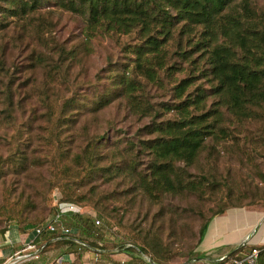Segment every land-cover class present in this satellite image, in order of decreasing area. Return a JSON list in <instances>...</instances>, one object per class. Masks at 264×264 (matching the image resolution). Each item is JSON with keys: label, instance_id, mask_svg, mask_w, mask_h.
Wrapping results in <instances>:
<instances>
[{"label": "rangeland", "instance_id": "rangeland-1", "mask_svg": "<svg viewBox=\"0 0 264 264\" xmlns=\"http://www.w3.org/2000/svg\"><path fill=\"white\" fill-rule=\"evenodd\" d=\"M257 7L264 11V0H257ZM46 9L42 11H47L55 24L51 34L46 33L43 37L33 26L22 28L17 24L0 33V60L11 73L9 80L0 75V159L23 151L28 163L18 174L11 167L4 168L5 173L0 177V205L4 204L8 212L21 210L19 218L27 221L28 226L9 229L27 236L33 226L50 219L52 195L60 193L62 196V186L68 185L73 194L85 197L78 215L97 216L100 225L105 223L107 226L103 228L105 247L99 250L73 247L67 250L72 256L65 257L72 261L59 263L64 246H51L37 259L13 264H144L140 255L131 256L116 247L118 244L113 245L114 241H131L134 237L137 241L158 244L167 264H206L197 252L198 231L218 205H225L224 213L212 220L206 236L221 234L227 227L235 231V226L248 225L246 223L257 212L264 214V115L240 123L230 140L220 143L210 140L197 161L185 167L191 173V179L200 181L203 175L211 183L204 184L203 180L198 191L167 194L154 201L132 184L124 172L113 171V168L109 173L99 171L92 178L84 177L74 182L73 174L84 172L74 161V154L87 141L103 137L104 147L100 151L103 158L97 164L111 167L113 142L123 147L127 140L138 145L141 139L151 138L152 135L146 134L145 126L154 111L158 119L175 117L166 109L174 101L171 87L175 80L190 71L186 62L177 60L176 64L183 70H175L172 76L160 71L159 80L154 82L137 77L144 84L136 99L141 100L143 107H149L150 115L130 111L123 99L98 112L83 107L71 111L69 107L65 114L59 113L63 101L71 96L89 103L90 98L107 84V77L114 68L120 72L127 70L133 77L130 66L124 67L130 62L129 54L123 49L124 43L132 42L133 38L98 35L85 41L79 16L53 5ZM60 48H73V53L64 59L59 55ZM170 49L173 51L172 46ZM31 58L41 62L35 64ZM175 59L177 57L172 55L170 62ZM198 85L205 89L209 86L200 78L188 91L195 90ZM212 100L208 98V105ZM69 114L74 115L75 122L63 123L66 119L63 117ZM137 157L138 169L144 168L150 158L148 152L139 150ZM96 201H99L100 209L106 210L107 216L101 217L99 211L94 210ZM14 219L18 221V218ZM261 221L264 222V218ZM73 222L74 215L63 219L64 225L71 226ZM0 237L4 240L3 234L0 233ZM96 238L92 237L90 241L96 242ZM6 258L0 259V264ZM229 260L223 264H230Z\"/></svg>", "mask_w": 264, "mask_h": 264}, {"label": "trees", "instance_id": "trees-1", "mask_svg": "<svg viewBox=\"0 0 264 264\" xmlns=\"http://www.w3.org/2000/svg\"><path fill=\"white\" fill-rule=\"evenodd\" d=\"M50 5L79 16L85 41L98 35L133 38L132 42L124 43L123 49L129 54L130 62L124 67L130 66L129 71L134 73V78L127 70L120 72L114 68L107 77V84L90 98L89 103L71 96L63 101L59 113L65 114L70 108L77 111L81 107L98 112L123 99L130 111L150 115L149 107H143L141 100L136 99L144 84L137 77L154 82L159 80L160 71L172 76L175 70H183L176 64L177 60L186 62L190 71L175 80L171 87L174 101L166 109L175 117L158 119L154 111L151 121L145 126L146 134L152 135L151 138L141 139L138 145L127 140L123 147L113 142L111 167H99L97 164L103 158L100 153L104 147L103 137L87 141L74 154V161L84 172L74 173L72 181L92 178L99 171L109 173L113 168V171L124 172L132 184L154 201L167 194L198 191L203 180L204 184L210 185L203 175L200 181L191 179V173L185 167L197 161L210 140L216 143L230 140L240 123L264 115V11L257 7V0H0V33L17 24L22 28L31 25L43 37L46 33L51 34L55 24L47 11H42ZM73 48H60V57L67 59ZM172 55L177 59L170 62ZM31 60L35 64L41 62L35 58ZM3 64L4 61L0 60V75L9 80L11 73ZM200 78L209 86L205 89L198 85L195 90L188 91ZM5 85L6 92L8 88ZM209 97L213 99L210 105ZM73 116L63 117L66 118L63 123H74ZM59 118L60 115L57 120ZM139 150L148 152L150 156L142 169H138ZM26 164L25 153L15 151L0 159V177L6 166L18 174L26 169ZM62 190V196L60 193L52 195L53 211L59 201L72 202L80 207L85 204V197L73 194L70 186H62ZM3 205H0L1 235L10 227L21 229L28 226L27 221L19 218L21 210L8 212ZM98 205L99 201L93 204L94 210L99 211L98 215L107 216L106 210ZM224 210L225 205H218L211 218L200 226L197 249L212 220ZM96 218L87 214L74 215L71 226L78 232L77 239L82 245L73 237L47 233L45 239L38 243L39 247L42 246L41 253L51 246H64L61 254L68 253L67 250L73 247L104 248L106 225H95ZM92 237H97L96 242L90 241ZM136 239H121L114 241L113 245L118 244L116 247L131 256L139 257L142 253L156 264H167L158 244ZM252 247L241 245L226 258L210 264H223L232 257L239 258L240 252L247 253ZM257 247L261 252L256 264H264V243Z\"/></svg>", "mask_w": 264, "mask_h": 264}, {"label": "crops", "instance_id": "crops-1", "mask_svg": "<svg viewBox=\"0 0 264 264\" xmlns=\"http://www.w3.org/2000/svg\"><path fill=\"white\" fill-rule=\"evenodd\" d=\"M219 216L215 218H219ZM262 216H264V214H262L261 212H257L253 216V219L250 222L246 223L248 225H243L241 228H239V226L238 227L235 226L236 228L235 231H231L227 227L226 230L223 229L222 232H220L221 234L210 233L207 236L205 235L202 242L199 245L201 246V249L200 250L197 249V252H199L202 255V259L205 260L206 264H210V263L218 262L223 258H225L232 251V249L238 247L241 243H243V245H248V246H259L263 244L264 222L261 221ZM223 224L227 225V222L223 221ZM251 229L253 230L250 232ZM29 235L31 236L30 231L26 236L18 233L14 229H11L10 236L12 237L13 242L9 247L6 246L3 238L0 237V259L9 257L12 254H14V252L20 250L23 242L29 239ZM46 235L47 233H44L39 237H37L36 238L38 239L37 242L38 243L41 242V240H43ZM219 235H221V239L217 240V237ZM23 236H25V238H23ZM8 253L11 255H8ZM242 254L243 252H240L237 256H241ZM60 256L62 257L63 260H67V262L72 261V259H66L67 257L70 258L72 256L71 252L70 254L65 253Z\"/></svg>", "mask_w": 264, "mask_h": 264}, {"label": "built area", "instance_id": "built-area-1", "mask_svg": "<svg viewBox=\"0 0 264 264\" xmlns=\"http://www.w3.org/2000/svg\"><path fill=\"white\" fill-rule=\"evenodd\" d=\"M81 208L82 207L72 202H65V201L57 202L56 207L50 219H48L42 225L33 226L30 229L31 236L29 235V239L23 242L20 250L14 252V254L7 257V259L2 264H8L14 258L18 259L17 261H21V260L28 261L29 259H37L41 254L42 246L40 247L38 246V242L36 241V238L44 233H51V234L55 233L63 237H73L74 239H77L78 238L76 237L77 231L72 226L64 225L63 219L67 215L80 214L82 212ZM94 223L95 225L99 226L100 220L96 218ZM10 233H11V229H8L3 234L4 243L7 245H11L13 242ZM80 244L82 245L83 243ZM128 245L129 244H127L126 246ZM260 252L261 249H259V247L257 246H254L251 249H249V251L246 254L243 253L239 258L237 257L230 258L229 262L230 264H256ZM140 258L144 260V264H151L147 260L146 256L144 255L142 256L140 254ZM61 262H63L62 257H60L59 259V263ZM89 264H97V262H91ZM109 264H115V263H109Z\"/></svg>", "mask_w": 264, "mask_h": 264}, {"label": "water", "instance_id": "water-1", "mask_svg": "<svg viewBox=\"0 0 264 264\" xmlns=\"http://www.w3.org/2000/svg\"><path fill=\"white\" fill-rule=\"evenodd\" d=\"M263 218H264V216H262L261 217V220H263ZM76 241H78L79 243H80V241L78 240V239H76ZM241 245H243V243H241L239 246H241ZM238 246V247H239ZM235 248H237V247H235ZM234 248V249H235ZM234 249H232V250H234ZM142 256L144 255V254H142V253H140ZM144 256H146V255H144ZM146 258H147V260L151 263V264H156V263H154L149 257H147L146 256ZM18 259H16V258H14V259H12L8 264H12V263H14V262H16Z\"/></svg>", "mask_w": 264, "mask_h": 264}]
</instances>
